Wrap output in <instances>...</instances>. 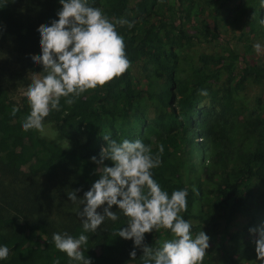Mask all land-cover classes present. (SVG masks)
Here are the masks:
<instances>
[{
  "label": "trees",
  "instance_id": "obj_1",
  "mask_svg": "<svg viewBox=\"0 0 264 264\" xmlns=\"http://www.w3.org/2000/svg\"><path fill=\"white\" fill-rule=\"evenodd\" d=\"M231 1L208 2L219 17L224 11L230 13ZM87 3L101 8L115 24L124 38L130 66L103 87L87 90L70 106L62 97L60 109L50 111L44 119L43 123H55L59 133L70 140L71 149L51 144L40 137L39 130H23L30 105L26 96L20 100L12 98L10 80L0 69V247L9 248L7 259L0 260V264H80L57 250L52 236L67 232L78 238L83 233L82 224L59 228L40 197L32 196L31 190L21 184L12 182V188L6 186L4 180L10 176L20 183L33 173L34 177L44 173L50 181H58L62 176L63 182L74 180L86 191L90 190L100 178L96 172L99 165L91 158H99L102 148L107 147L104 135L117 142L144 139L148 122L142 101L148 97H155L162 106L152 120L156 140L146 145L161 161L151 169L153 179L169 196L176 190H187V211L181 215L191 223V234L204 231L210 235V242L220 254V264H245L239 255L250 258L251 254L246 252L255 249V242L245 240L243 252L229 248L227 242L233 237L230 232L233 219L246 201H256L258 208H264V191L258 197L252 192L256 182L264 186V99L257 98L251 108L250 102L236 97L250 80H264V64L260 63L254 45L243 46L244 67L238 79L215 88L213 84L223 72L234 70L242 55L235 49H230L227 57L203 54L198 57L200 65H193L185 73L187 60H182L181 51L220 38L217 29L209 31L202 25L205 9L196 0H87ZM246 3L262 6L261 0ZM61 8L59 0H0V39L12 40L19 50L25 42L41 55L38 28L58 20ZM260 15L264 19V7ZM23 17L34 22L33 25L28 27L21 21ZM118 20L128 23L117 24ZM256 25L250 22V27L255 29ZM258 26L264 30L260 21ZM254 29L252 32L256 33ZM144 59L150 64L146 88L137 85L132 74L135 64ZM204 99H209L224 116L221 128L211 123L209 111L200 108ZM13 107L19 109L15 115ZM199 139L209 144L211 156L195 172L192 164L186 167L188 160L183 152H194ZM105 164L112 166L110 160ZM191 170L194 177L189 182L184 172ZM116 213V221L109 220L96 232L83 233L89 239L81 251L92 264H144L142 248H135L132 240L116 235L118 229L127 227V217L119 209ZM171 235L169 230H153L145 234L144 243L156 249ZM134 248L137 255L132 260L130 253ZM210 258L204 264H213Z\"/></svg>",
  "mask_w": 264,
  "mask_h": 264
},
{
  "label": "clouds",
  "instance_id": "obj_2",
  "mask_svg": "<svg viewBox=\"0 0 264 264\" xmlns=\"http://www.w3.org/2000/svg\"><path fill=\"white\" fill-rule=\"evenodd\" d=\"M62 5L58 20L38 28L42 54L32 56L43 71L33 73L25 96L30 105V114L24 119V131H43V121L52 110L60 109L61 98L72 105L75 98L90 89L103 87L113 78L122 75L130 66L125 54L124 38L116 31L99 7L89 6L87 0H59ZM264 7V0H261ZM117 24L128 23L125 20ZM264 25V19L260 20ZM128 27H133L128 24ZM257 53L261 45L256 43ZM206 95V92H202ZM19 109L13 107L15 115ZM107 147L102 148L99 158L91 159L99 165L96 172L99 179L80 198L82 209L78 211L83 233L96 232L106 219L116 221L118 215L113 206L127 217V227L117 230L116 235L132 240L135 248H142L144 264H202L210 237L199 232L191 234V223L181 213L187 211V190H176L169 196L153 179L151 169L160 165L159 155L152 154L150 146L141 140L117 142L104 135ZM159 151L163 152V145ZM111 161L107 166L105 161ZM77 190L67 193L75 203ZM106 205V206H105ZM102 206L103 211L99 212ZM169 230L171 239H165L161 246L153 249L144 243L145 234L153 230ZM258 232L255 240L257 259L264 262V227L250 229ZM81 233L78 238L64 233H53L55 248L66 253L70 260L80 264H92L85 257L81 246L88 243V236ZM135 248L131 251L136 259ZM9 248L0 247V260L7 259ZM58 264V262H57Z\"/></svg>",
  "mask_w": 264,
  "mask_h": 264
},
{
  "label": "rangeland",
  "instance_id": "obj_3",
  "mask_svg": "<svg viewBox=\"0 0 264 264\" xmlns=\"http://www.w3.org/2000/svg\"><path fill=\"white\" fill-rule=\"evenodd\" d=\"M196 1L205 9V13L201 18L202 25L209 31H215L217 29L220 38L211 43L202 42L184 48L180 55L182 60H187V62L184 63L185 73L188 72L193 65H200L198 62V57L200 55L209 54L227 57L229 56V50L235 49L242 55L239 58L237 67L232 71L223 72L220 80L213 84L215 88H222L229 84L230 79H238V76L244 67V57L242 54V51L244 50L243 46L250 43H252V45H255L256 43L261 45V50L259 53L256 52V55L258 56L260 63L264 64V30L258 26L259 21L263 19L260 15V12L262 11L261 5L256 7V5H248L246 0H232L229 3L228 9L230 13L224 11L222 15L217 17L215 11L210 5L211 3L208 2L211 0ZM235 17H237L238 21H236ZM21 21H23L28 27L34 23L24 17ZM251 21H254L257 24L255 29L250 27ZM252 29H254L256 33H253ZM26 32L29 33L30 29H27ZM251 39L252 41H250ZM24 40L27 39L24 38ZM33 55L39 56V53L36 52L31 45H27L25 42L24 46L19 50L12 40L8 38L0 39V69L6 72L4 77L9 78L10 80L12 86L11 96L14 100H20L25 96L27 86L32 80V74L43 71L41 68L42 65H37L33 62ZM149 65V62L144 59L135 64L133 68V79L137 85L142 88H146L148 85L147 68ZM236 97L250 102L252 106L251 108H253L257 98L261 97L264 99V80H250L246 83L244 89H241L236 93ZM142 108L148 122L142 142L147 145L156 140V131L152 125V120L158 112L162 110V106L157 102L155 97H148L142 101ZM200 108L209 111L211 123L221 128L225 119L216 105L212 104L209 99H204ZM39 135L41 138L46 139L57 147L66 150L71 149L70 140L59 133L53 121L43 123V131H39ZM198 141L199 143L196 144L197 148H195L194 152H183L185 159L188 160L186 167H191L192 164L195 172L200 171L203 160H207L211 156L209 144L203 143L201 139ZM33 174L28 178H22V182L20 183L19 181H14L12 177L7 176L4 180V184L12 188L13 185L11 183L14 182L15 184H21L25 189L29 188L32 192V196L36 195L38 198L40 197L46 211L52 218L57 220L59 228H63V226L67 227L72 224H82L78 211L82 209L80 198H83L84 193L87 192L84 187L75 183L74 180L73 182L72 180L63 182L62 176L58 181H50V178L44 173L35 174V177ZM184 176L189 182L193 181L194 175L192 170L190 172L185 171ZM77 189H79L77 192L78 199L73 203L69 200L67 193ZM263 191L264 186L258 182L252 187L254 197H258ZM255 202L250 203V201H246L241 210L236 213L232 226L230 227V232L233 237L227 242L229 248L240 249L243 252L244 247L246 246L245 240L255 242L258 238V232L253 234L250 232V229L264 227V208H258ZM21 205L22 204H20V206ZM103 207L104 206L98 209V211L102 212ZM197 209L198 207H196L195 211H197ZM112 210L117 211V206H113ZM10 212L13 215L16 214L15 210ZM109 220L110 219H106L100 228H104ZM198 233L199 232L192 234L193 238H195ZM208 236L210 237V235ZM171 238L172 235L165 239ZM93 244H95L94 240ZM209 244L210 247L207 249L202 264H204L205 261L208 262L207 260H209L210 256L213 258V261L210 258V261H212L213 264H220V254L217 251L216 245L210 241ZM247 251L248 252L246 253H250L251 257L247 258L240 253L239 260L242 263L264 264V262L257 259L255 249H247Z\"/></svg>",
  "mask_w": 264,
  "mask_h": 264
}]
</instances>
